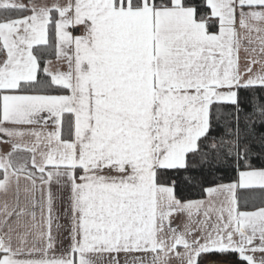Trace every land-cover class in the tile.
Segmentation results:
<instances>
[{"label": "snow or ice", "instance_id": "snow-or-ice-1", "mask_svg": "<svg viewBox=\"0 0 264 264\" xmlns=\"http://www.w3.org/2000/svg\"><path fill=\"white\" fill-rule=\"evenodd\" d=\"M0 264H264V0H0Z\"/></svg>", "mask_w": 264, "mask_h": 264}]
</instances>
